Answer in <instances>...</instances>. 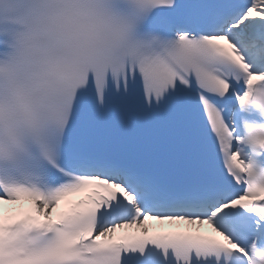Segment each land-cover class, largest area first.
I'll use <instances>...</instances> for the list:
<instances>
[{"label": "snow or ice", "instance_id": "6c2138e0", "mask_svg": "<svg viewBox=\"0 0 264 264\" xmlns=\"http://www.w3.org/2000/svg\"><path fill=\"white\" fill-rule=\"evenodd\" d=\"M0 264H264V0H0Z\"/></svg>", "mask_w": 264, "mask_h": 264}]
</instances>
